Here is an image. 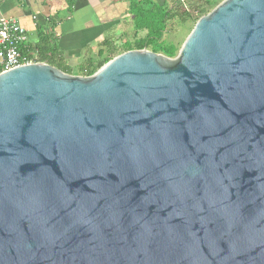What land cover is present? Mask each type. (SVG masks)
I'll use <instances>...</instances> for the list:
<instances>
[{
    "label": "water",
    "instance_id": "1",
    "mask_svg": "<svg viewBox=\"0 0 264 264\" xmlns=\"http://www.w3.org/2000/svg\"><path fill=\"white\" fill-rule=\"evenodd\" d=\"M0 264H264V0L174 58L0 73Z\"/></svg>",
    "mask_w": 264,
    "mask_h": 264
},
{
    "label": "crops",
    "instance_id": "2",
    "mask_svg": "<svg viewBox=\"0 0 264 264\" xmlns=\"http://www.w3.org/2000/svg\"><path fill=\"white\" fill-rule=\"evenodd\" d=\"M221 0H0V18H11L26 29L27 47H37L45 38L54 39L57 63L73 75L90 64L134 50L147 31L136 32L133 8L151 2L196 18ZM177 20V19H175ZM131 44V45H130ZM80 71L74 73V71Z\"/></svg>",
    "mask_w": 264,
    "mask_h": 264
},
{
    "label": "trees",
    "instance_id": "3",
    "mask_svg": "<svg viewBox=\"0 0 264 264\" xmlns=\"http://www.w3.org/2000/svg\"><path fill=\"white\" fill-rule=\"evenodd\" d=\"M222 1L223 0L220 2ZM217 5L210 6L206 11L200 12L199 16L193 18L190 13H187V10L180 11L179 8L170 9L165 6L155 5L151 2L136 4L133 8L136 32L138 33L145 30L147 31V35L145 38L137 40L134 50L147 48L155 53H161L170 58L176 57L186 39L180 45L175 42L166 43L164 39L169 22L178 19L181 23L185 24L192 20L196 24L201 17L210 13ZM21 50L25 55L36 62H46L65 73L72 74L70 70L62 69L57 63L56 59L59 57V54L56 52L57 48L54 39L45 38L41 45L34 48L22 46ZM127 51H130V49ZM99 55L98 58H101V61L96 65L90 64L89 67L86 68L87 70L81 71L82 76H92L106 63L120 54L117 56L112 54L104 57L102 54Z\"/></svg>",
    "mask_w": 264,
    "mask_h": 264
},
{
    "label": "built area",
    "instance_id": "4",
    "mask_svg": "<svg viewBox=\"0 0 264 264\" xmlns=\"http://www.w3.org/2000/svg\"><path fill=\"white\" fill-rule=\"evenodd\" d=\"M28 41V32L17 20L0 18V73L37 63L21 50Z\"/></svg>",
    "mask_w": 264,
    "mask_h": 264
},
{
    "label": "rangeland",
    "instance_id": "5",
    "mask_svg": "<svg viewBox=\"0 0 264 264\" xmlns=\"http://www.w3.org/2000/svg\"><path fill=\"white\" fill-rule=\"evenodd\" d=\"M205 16V15H204ZM194 21L190 20L183 24L178 19L169 22L167 31L165 34V42H175L180 45L188 37L192 29L194 28ZM185 42V41H184ZM131 45V44H130ZM80 71H74V73H79ZM82 76V75H81Z\"/></svg>",
    "mask_w": 264,
    "mask_h": 264
}]
</instances>
